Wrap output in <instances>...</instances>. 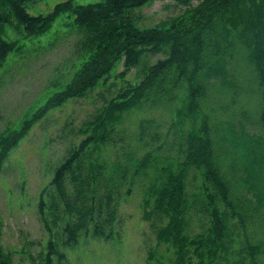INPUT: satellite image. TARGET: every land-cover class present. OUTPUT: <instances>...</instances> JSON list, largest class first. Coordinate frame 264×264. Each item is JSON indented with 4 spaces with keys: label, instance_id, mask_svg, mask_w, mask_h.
I'll return each mask as SVG.
<instances>
[{
    "label": "trees",
    "instance_id": "1",
    "mask_svg": "<svg viewBox=\"0 0 264 264\" xmlns=\"http://www.w3.org/2000/svg\"><path fill=\"white\" fill-rule=\"evenodd\" d=\"M27 1L3 0L1 4L0 0L1 60L15 48L2 36L11 21L4 6L30 33L46 28L64 10H71L75 21L85 29L81 45L90 54L71 82L55 96L59 97L57 104L95 87L122 60L126 69L136 66L142 75L137 84L119 92L89 120L80 143L56 168L49 199L43 197L46 191L42 193L40 209L44 213L48 210L47 217L53 223H61L66 243H78L87 233L112 238L121 198L138 184L143 188L145 205L153 204L146 217L155 215L166 220L159 227L158 240L175 250L174 259L159 264H231L229 255L244 251L255 264H261L258 254H264V240L252 242L246 230L257 220L264 227V169L258 171L261 161L257 164L262 159L264 168V143L256 133H247L244 121L251 118L247 111H239L238 133L234 122L226 120L225 124L224 119H217L215 103L224 111L238 109L236 104L244 88L238 73L246 64L261 99L254 119L264 129V0H174L186 6L183 13L167 27L150 28H140L130 14L150 0H99L89 4L70 0L58 3L49 15L30 13ZM149 52L166 56L151 63L146 59ZM183 88L189 113L199 111L203 116L200 127L188 135L181 133L186 147L181 143L178 153L184 152L185 158L166 153L170 146L164 140L168 139L161 137V123L154 118L140 122L135 149L120 129L124 112L144 103L172 107ZM228 92L232 94L230 102L223 98ZM215 93L222 98L214 100ZM173 127L182 130L179 123H173ZM25 129L14 131L0 144V167ZM238 139L243 148L235 151ZM112 153L116 157L110 162L107 155ZM191 167L202 171L203 188L193 193L187 189ZM258 172L263 173V182L258 180ZM193 212L207 225L194 234L190 232ZM241 231L246 234L245 241H240ZM237 240L238 251L232 246ZM54 253L56 245L50 241L49 264ZM153 254L150 252L149 260ZM64 256L60 254V258ZM243 258L236 261L243 264ZM0 264H12V253L1 242Z\"/></svg>",
    "mask_w": 264,
    "mask_h": 264
},
{
    "label": "rangeland",
    "instance_id": "2",
    "mask_svg": "<svg viewBox=\"0 0 264 264\" xmlns=\"http://www.w3.org/2000/svg\"><path fill=\"white\" fill-rule=\"evenodd\" d=\"M66 1L70 0H28L26 8L35 15H49L58 3ZM97 1L73 0L74 4ZM185 9V5L174 0H150L146 5L131 10L130 14L140 28L167 27ZM3 11L9 14L11 21L5 25L2 36L12 42L15 48L5 59H0V144L14 131L26 128L21 138L10 147L0 167V242L12 253V264H49L47 256L50 241L55 243L57 249V253L52 254L50 264H159L160 261L164 263L174 259V248L158 240L159 227L166 220H159L155 215L146 217V211L153 204L145 205L143 188L138 184L133 186L130 194H124L121 198L119 219L112 238L87 233L81 236L78 243L67 244L61 223H53L47 217L48 210L44 213L40 209L42 193L46 191L43 197L49 199L56 168L69 151L80 143L84 137L83 128H87L89 120L119 92L137 84L142 75L136 66L126 69L122 60L95 87L83 95L70 97L62 104H57L59 97L55 96L71 82L90 54L81 45L84 26L75 21L71 10H64L46 28L30 33L18 22L8 6H4ZM165 56L164 53L149 52L146 59L154 63ZM238 76L244 83V92L236 104L238 109L224 111L215 103V116L224 119L225 124L226 120L234 122L239 133V111H247L251 116L244 121L247 133H256L259 136L257 139H262L264 143V129L254 119L258 115L261 99L252 72L245 64L239 69ZM230 95L231 92H228L223 98L230 102ZM213 98L219 100L222 96L215 93ZM49 100L52 105H49ZM188 105L187 91L183 88L172 107L144 103L126 110L120 129L136 149L140 122L145 118H154L161 123V137L168 139L164 140L170 146L166 153L171 157L177 153L176 157L183 160L185 153H178L181 143L186 147V140L181 133L188 135L194 131H191L193 128L200 127L203 121L199 111L197 114L189 113ZM173 123H179L182 130L174 128ZM235 144L238 145L233 147L235 151L236 148H243L241 139ZM107 157L112 162L116 156L112 153ZM259 161L258 171L264 169L262 159H258L257 164ZM243 173L246 174V171ZM262 178L263 173L258 172V180L263 182ZM202 188V171L191 167L188 192H198ZM220 204L222 208L225 207L222 201ZM205 226L199 214L193 212L190 232L198 233ZM246 234L252 242L258 239L263 241L264 227L259 220L251 222ZM246 234L243 231L239 233L240 241H245ZM240 241L232 245L237 251L240 250ZM150 252L154 254L149 260ZM60 254L65 256L60 258ZM241 255L244 256L243 264H255L248 251L229 255L228 260H231V264H241L236 261ZM258 261L264 264V254H258Z\"/></svg>",
    "mask_w": 264,
    "mask_h": 264
}]
</instances>
